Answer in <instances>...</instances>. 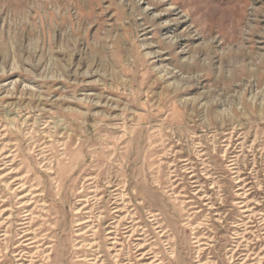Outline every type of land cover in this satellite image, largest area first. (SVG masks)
Returning <instances> with one entry per match:
<instances>
[{"label": "rangeland", "instance_id": "374dc122", "mask_svg": "<svg viewBox=\"0 0 264 264\" xmlns=\"http://www.w3.org/2000/svg\"><path fill=\"white\" fill-rule=\"evenodd\" d=\"M117 189L134 264H264V0H0L2 264H115Z\"/></svg>", "mask_w": 264, "mask_h": 264}, {"label": "bare ground", "instance_id": "6f19581e", "mask_svg": "<svg viewBox=\"0 0 264 264\" xmlns=\"http://www.w3.org/2000/svg\"><path fill=\"white\" fill-rule=\"evenodd\" d=\"M9 174H11V173H8L7 175H9ZM5 177H7V176H5ZM109 188H113V187L109 186ZM109 197H110L109 202L113 200L112 206H115V208H112L113 211L111 213L113 216V221L110 223L109 226L106 227V230H107L106 236L107 237L106 238L101 237V239L103 240V242H105V241L111 242L109 244V248H108V250L110 252H114V251L117 252L118 251L114 257L115 264H120V261H121L120 260L121 254H119V253L122 250L120 248L126 247V249L130 251V250H132L131 244H133V247H137V249L134 253L131 252L129 264H134V262H133L134 259L132 258L133 254H136V256H139V258H140L139 261L145 260L150 253H148V252L143 253L142 252L145 249V246H143L139 243L134 244L135 241L141 240L140 238H138V236L142 235V234H138L139 231H138V229L135 228L137 223H133L132 220H130L126 223L127 216L122 217V218L120 217V214L124 212V211L118 209L119 208L118 205L120 206L119 202L121 201L122 195L118 193V189H117L113 192H110ZM5 212H7V211H5ZM87 214H93V213L87 212ZM105 214H107V212H105ZM94 219H95L94 216H90L87 221L81 223L79 226L87 227V226L93 225L95 223ZM99 219H103V221H106L108 218L106 216H104L102 218L99 217ZM97 222L99 223V224H97V226L100 228V223H102V220H98ZM0 228H1V226H0ZM94 228H97V227H94ZM23 229H25V228H23ZM157 229H159V227H157ZM99 230L100 229L96 230L95 234L99 233L100 232ZM29 235H30V233H25L23 236H20L19 240H21L23 243H21L18 246V249H22L23 247L32 248V249L35 248L34 245L37 244L38 241H35L33 238L29 237ZM2 236H4V239H3L4 247H5V249H7L8 248L7 242L9 240L8 232H6V235H2ZM135 237H137V238H135ZM14 257H15L14 262H16L17 264H22V262H24V261L27 262L26 260H24L25 253L24 254L23 253L22 254H16ZM6 260L7 259H5V255L2 254V252H0V264L4 263Z\"/></svg>", "mask_w": 264, "mask_h": 264}]
</instances>
